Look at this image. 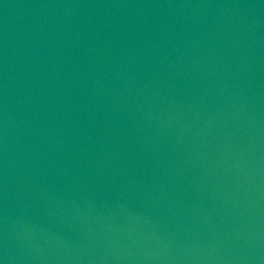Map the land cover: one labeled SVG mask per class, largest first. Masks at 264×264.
<instances>
[{
	"label": "water",
	"instance_id": "95a60500",
	"mask_svg": "<svg viewBox=\"0 0 264 264\" xmlns=\"http://www.w3.org/2000/svg\"><path fill=\"white\" fill-rule=\"evenodd\" d=\"M0 264H264V0H0Z\"/></svg>",
	"mask_w": 264,
	"mask_h": 264
}]
</instances>
